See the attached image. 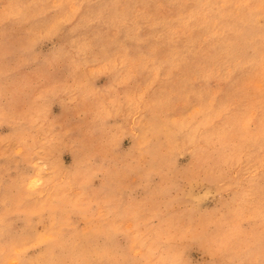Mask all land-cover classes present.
<instances>
[{
	"label": "rangeland",
	"instance_id": "1",
	"mask_svg": "<svg viewBox=\"0 0 264 264\" xmlns=\"http://www.w3.org/2000/svg\"><path fill=\"white\" fill-rule=\"evenodd\" d=\"M0 264H264V0H0Z\"/></svg>",
	"mask_w": 264,
	"mask_h": 264
}]
</instances>
